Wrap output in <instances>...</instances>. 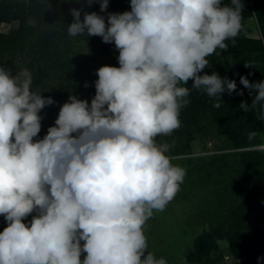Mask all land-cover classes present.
Masks as SVG:
<instances>
[{
    "label": "clouds",
    "instance_id": "9594fccd",
    "mask_svg": "<svg viewBox=\"0 0 264 264\" xmlns=\"http://www.w3.org/2000/svg\"><path fill=\"white\" fill-rule=\"evenodd\" d=\"M86 3L101 13L109 6ZM130 9L83 19L82 9H70L67 34L114 43L119 67L96 70L91 103L70 94L43 138L40 113L56 101L32 90L27 69L12 75L0 65V264H167L148 251L145 225L174 199L186 170L157 137L181 126L193 90L216 108L225 92L243 96L235 80L204 69L217 50L228 51L226 41L235 43L244 4L130 0ZM239 82L255 93L239 108L259 104L264 120V80ZM253 147L264 152V143Z\"/></svg>",
    "mask_w": 264,
    "mask_h": 264
},
{
    "label": "rangeland",
    "instance_id": "374dc122",
    "mask_svg": "<svg viewBox=\"0 0 264 264\" xmlns=\"http://www.w3.org/2000/svg\"><path fill=\"white\" fill-rule=\"evenodd\" d=\"M5 1L0 0V4ZM16 1L32 6L30 0ZM257 1L264 11V0ZM248 2L253 13L242 19V33L252 38L253 42L244 47L243 58L247 56L249 59L245 60L259 63L260 54L264 53V26L258 21L252 0ZM45 3L37 10H25L23 15H27V20L20 30L22 35L16 32L20 20H0V65L10 69L12 75L27 69L32 75V90L56 101L40 113L44 118L39 138H43L47 129L54 125L60 107L67 102L69 95H75L78 91L71 88L76 81L94 85L90 78H98L95 72L99 67H119L116 58L119 52L114 43L106 44L98 36L70 37L67 25L73 22V17L69 23H65L63 18L72 8L82 9V13L97 12L105 16L108 12L131 10L130 0H109L104 13L100 12L98 3L89 6L86 0H47ZM11 33L13 36L9 38L7 35ZM32 43L36 44L42 55L29 49ZM232 58L231 53L218 51L208 57L209 68L204 69V73L211 75L215 71L220 75V70L230 64ZM86 64L91 68L87 73L89 78L82 77ZM191 84L190 80L187 86ZM83 88L85 90L75 96L91 103L95 91ZM190 96V103L184 108L196 104ZM186 113L183 114L181 109V126L171 135L157 137L158 143L171 145L167 154L174 165L186 170V175L174 199L163 211H155L146 222L148 251L157 258H165L167 264H221L226 254L234 264H245L247 257L233 249L228 237V233L233 232L234 222L243 213L245 199L238 160L241 153L256 151L253 146L264 143V128L257 133V143H254V139L248 145L235 146L227 137V130L210 110L203 111L194 119H191L190 111ZM258 198H253V203L256 199L258 203ZM246 213L249 220L244 224L243 231L250 238L248 242L254 238H264L255 220L257 212ZM30 220L31 216L25 222ZM214 229L220 231L215 232ZM253 257L256 261L252 264H264V251L255 252Z\"/></svg>",
    "mask_w": 264,
    "mask_h": 264
},
{
    "label": "trees",
    "instance_id": "16d2710c",
    "mask_svg": "<svg viewBox=\"0 0 264 264\" xmlns=\"http://www.w3.org/2000/svg\"><path fill=\"white\" fill-rule=\"evenodd\" d=\"M32 2V6H28L23 2H17L16 0L10 1L6 0L5 2L0 4V20L1 19H17L20 20L19 28L16 31L18 34L22 35L21 29L26 23L27 15H23L25 10L29 11L37 10L38 7H43L46 5L47 0H30ZM257 0H252L253 7L255 10V14L257 15L259 23L264 26V11L258 5ZM225 4H230V0H223ZM244 4V9L242 11L243 19L245 17H249L252 15L253 11L250 8V4L248 0H242ZM70 13L66 14V17L63 18L64 22L69 23L71 21L69 16ZM81 18H83V13L81 14ZM65 28L64 26H60ZM9 38L13 36V33L7 35ZM8 38V39H9ZM101 39V38H100ZM250 42H253L252 38H248L243 35L242 30L235 37V43L233 44L232 40L226 41L228 44V51L222 52L223 54L231 53L232 54V62L227 64L226 67L220 70L221 77H228L229 79L235 80L237 84V92L243 91V96L237 95L235 92L229 95L225 92L222 96V100L220 102V107H214L215 98H210L206 93L193 92L192 100L196 104H192L190 108H182L183 114H187L186 112L190 111L191 119H194L196 115L202 113L203 111L210 110L212 115L217 118V121L221 124V126L227 130V137L234 143L235 146L248 145L250 141L247 138V133L250 131H260L264 128V124H262V120H258L257 117L261 114V106L259 104L256 105L255 108H252L249 112L245 113L239 108V104L241 101L247 102L250 106L253 100V96L255 93L250 94L249 90L244 88L243 85L240 84V76H246L250 82L255 83L261 80H264V53L260 54L261 58L259 63H255L253 61H247L245 59H249L247 56L243 58L244 47ZM98 43V42H97ZM29 49L36 54H43L40 50H38L36 44L32 43L29 45ZM220 50H217V52ZM45 55V54H44ZM246 57V58H245ZM253 62L255 66L252 67H244L245 63ZM86 72L82 74V77L86 78L88 72L91 71V68L88 64L85 65ZM251 73V75H249ZM90 75V74H89ZM93 77V76H91ZM98 78H90L92 82L97 80ZM85 84L80 80L76 81V85L73 84L71 88H76L75 95L83 92L85 89L83 87ZM78 86V88L76 87ZM70 88V89H71ZM86 89H90L91 91H95V85L91 84ZM72 91V90H71ZM256 139V138H255ZM258 140L254 143H257ZM224 156V155H223ZM226 156V155H225ZM226 158L224 157L223 163H225ZM238 165L241 167L240 173L242 175V188L245 190V199L242 204L243 213L240 214V217L237 221L234 222L232 226L233 232L228 233L229 242L231 243L234 250L238 253L244 254L247 257L245 264H252L256 261L253 257L254 253L257 251H264V238L261 239H251L249 241V237L243 230H245L244 224L248 222L249 217L246 212L255 211L257 212V217L255 218L256 223H259V232L264 237V152L260 151H246L239 155ZM258 198L256 202L253 203V198ZM261 197V200H260ZM6 222L3 217L0 216V231H3L4 227H6ZM230 228V227H229ZM228 228V229H229ZM215 232L220 230L214 229ZM229 231V230H227ZM253 240V241H252ZM221 255L220 259L222 258ZM220 261V260H219ZM264 261V259H262Z\"/></svg>",
    "mask_w": 264,
    "mask_h": 264
},
{
    "label": "built area",
    "instance_id": "2783aa9c",
    "mask_svg": "<svg viewBox=\"0 0 264 264\" xmlns=\"http://www.w3.org/2000/svg\"><path fill=\"white\" fill-rule=\"evenodd\" d=\"M221 264H234L233 260L226 254L222 260Z\"/></svg>",
    "mask_w": 264,
    "mask_h": 264
}]
</instances>
